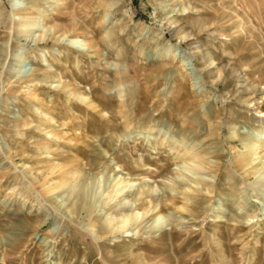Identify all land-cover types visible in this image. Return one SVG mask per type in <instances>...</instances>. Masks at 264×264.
<instances>
[{
    "label": "rangeland",
    "instance_id": "obj_1",
    "mask_svg": "<svg viewBox=\"0 0 264 264\" xmlns=\"http://www.w3.org/2000/svg\"><path fill=\"white\" fill-rule=\"evenodd\" d=\"M263 150L264 0H0V264H264Z\"/></svg>",
    "mask_w": 264,
    "mask_h": 264
},
{
    "label": "bare ground",
    "instance_id": "obj_2",
    "mask_svg": "<svg viewBox=\"0 0 264 264\" xmlns=\"http://www.w3.org/2000/svg\"><path fill=\"white\" fill-rule=\"evenodd\" d=\"M85 6H86V7H90V6H91V3H90V2H86V3H85ZM100 6H103V4H99V5H98V7H100ZM71 37H72V35H71ZM100 45H101V44H100ZM86 46H87V49L89 50V49L94 48L95 45H94L93 43H89V44H87ZM100 99H103V98H100ZM100 99H99V100H100ZM101 101H103V100H101ZM92 105H93V104H92ZM259 153L264 154V150H263V151H260Z\"/></svg>",
    "mask_w": 264,
    "mask_h": 264
}]
</instances>
